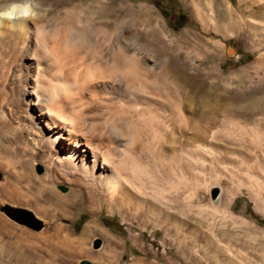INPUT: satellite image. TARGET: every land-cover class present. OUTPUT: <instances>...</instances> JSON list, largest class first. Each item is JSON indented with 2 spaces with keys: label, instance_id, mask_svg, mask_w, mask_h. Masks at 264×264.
Here are the masks:
<instances>
[{
  "label": "rangeland",
  "instance_id": "rangeland-1",
  "mask_svg": "<svg viewBox=\"0 0 264 264\" xmlns=\"http://www.w3.org/2000/svg\"><path fill=\"white\" fill-rule=\"evenodd\" d=\"M34 10L28 40L0 24V264H264V0H34ZM116 39L135 57L101 77ZM34 77L71 146L109 154L124 195L92 197L60 149L66 171L47 189L24 180L47 170L24 91Z\"/></svg>",
  "mask_w": 264,
  "mask_h": 264
},
{
  "label": "bare ground",
  "instance_id": "bare-ground-1",
  "mask_svg": "<svg viewBox=\"0 0 264 264\" xmlns=\"http://www.w3.org/2000/svg\"><path fill=\"white\" fill-rule=\"evenodd\" d=\"M30 19L26 21L19 20L15 22L4 21L3 23L0 24L17 29L22 34L24 40L25 39L28 40V37L30 36L31 33L30 23H32ZM117 40L118 39H116V41ZM109 41H110L109 36L103 37L101 40V42L107 44L109 43ZM121 42L118 40L115 44V47L117 48V51L119 53L118 59L110 65L106 63H105L106 65L100 64L101 69L99 71H101L100 74L101 77L111 78L116 76L117 74H120L119 71L118 72L115 71L114 67L112 68V66L119 65L118 67H121L120 65L127 59L126 57H133V58L135 57L134 55L130 56V54L126 51L127 48L124 47V44H122ZM96 43L99 42L96 41ZM122 60L124 61L122 62ZM123 65H125V62L123 63ZM35 68L38 69L40 68V66L37 65ZM38 71H40V69ZM39 78H40V73H39ZM38 80L40 79H37L36 81L35 78L36 82H39ZM28 83L25 85L24 91L27 94H29L28 102L32 103L35 106L36 110L34 111L38 112L36 114L39 118L38 121L42 123V127H44V136L40 139V142L44 144V147L46 149V153L44 157L46 159H44L43 162L47 163V170L44 176L24 178V180L28 182L29 186L47 189L46 183H48V181L49 182L51 181V177L53 174H58L59 172L63 173L66 171L62 163L59 161L60 160L59 157L57 158V156L55 155L56 154L55 151L60 149V151H62V154L60 156L64 157L63 160H66L67 163L70 165V168L72 169L70 171H72L73 173L76 172L75 175L81 177V179L74 178L75 181L80 180L84 182L87 191L90 192L88 194H90L92 197H96L99 194H102L103 196L106 197V200L111 201L112 199H116L115 197L117 196L121 197L122 195H124L126 191L125 184L126 181L128 182V180H126L123 174L118 169H116V167L113 166V161L111 160L109 154L101 153L96 148H93L90 154L86 152L87 151L86 149L79 150L73 148L71 146L73 145V143L71 144L70 138L62 134L63 127H61L59 122L54 119L55 116L51 112V108L48 103L49 100H47L48 97L45 98L44 97L45 95H43V93L41 94L40 90L37 89L38 85L42 86L41 83L40 84L33 83L34 85H29ZM42 91H45V89ZM69 130L72 132L75 130V127H69ZM33 144L35 147V141L33 142ZM74 145L78 146L79 144H74ZM81 151H84V153L81 154ZM8 188H9L8 183H4L0 186V189L3 191H6ZM16 194L18 196V200H21V197H23L21 196L22 193L17 192Z\"/></svg>",
  "mask_w": 264,
  "mask_h": 264
},
{
  "label": "clouds",
  "instance_id": "clouds-1",
  "mask_svg": "<svg viewBox=\"0 0 264 264\" xmlns=\"http://www.w3.org/2000/svg\"><path fill=\"white\" fill-rule=\"evenodd\" d=\"M34 0L11 3L0 7V23L28 20L34 15Z\"/></svg>",
  "mask_w": 264,
  "mask_h": 264
},
{
  "label": "water",
  "instance_id": "water-1",
  "mask_svg": "<svg viewBox=\"0 0 264 264\" xmlns=\"http://www.w3.org/2000/svg\"><path fill=\"white\" fill-rule=\"evenodd\" d=\"M2 209L8 216L12 218H16L18 214L23 215L26 220V223L32 224V227L34 228H38L41 225L40 219L37 218L28 208L4 205L2 206Z\"/></svg>",
  "mask_w": 264,
  "mask_h": 264
}]
</instances>
